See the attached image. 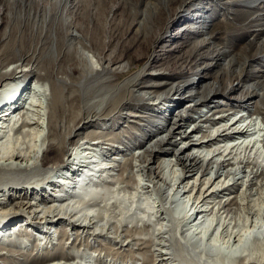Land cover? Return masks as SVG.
Wrapping results in <instances>:
<instances>
[{
  "label": "bare ground",
  "instance_id": "obj_1",
  "mask_svg": "<svg viewBox=\"0 0 264 264\" xmlns=\"http://www.w3.org/2000/svg\"><path fill=\"white\" fill-rule=\"evenodd\" d=\"M255 63L264 67V0H0V264H102L118 249L140 250L142 264H203L176 248L181 239L215 249L214 264H264V70ZM123 121L132 125L117 133ZM116 144L132 153L122 164L110 157ZM129 188L166 200L131 215ZM61 220L58 238L40 243L24 228L51 231ZM213 227L231 247L206 242ZM11 230L20 240L6 238Z\"/></svg>",
  "mask_w": 264,
  "mask_h": 264
},
{
  "label": "rangeland",
  "instance_id": "obj_2",
  "mask_svg": "<svg viewBox=\"0 0 264 264\" xmlns=\"http://www.w3.org/2000/svg\"><path fill=\"white\" fill-rule=\"evenodd\" d=\"M140 52L141 51L138 50V53H140ZM254 52H256V51L253 50V48H252V52L251 53H254ZM239 58L241 60L247 58V53H240L239 54ZM147 61H148L147 58H143L140 63H136L132 67L131 72L126 77H124V78H122L120 80V83L123 82L124 80H126L129 76H132L136 72H138L147 63ZM160 65H161V62H160ZM253 65H254V67L260 69L261 71L264 70L263 65H260L258 63H255ZM261 74H263V73H261ZM247 80H252V78L251 79L250 78L249 79L247 78ZM253 81H255V80H252V82ZM29 83H31V85H30L31 88L37 86V90L39 91L38 84L35 83L34 80H32ZM32 84H34V85L32 86ZM47 90H48V88H46V94H47ZM30 91H31V89H30ZM38 91H37V96L40 97L39 98V101H40L39 103L41 104V106H43V108H46L47 107V100L45 98V92L44 93H40V91L39 92ZM32 92H33V90H32ZM233 96H235V95H233ZM176 97H181V96L177 95ZM37 99H38V97H37ZM219 99H222V98H219ZM40 104H38V105H40ZM210 105H211V107H210ZM214 106H215V104H209V106H206V108H204V113H201V114L191 113L192 116L194 117V121L193 122L187 121V123H188V126L187 127L192 126V129H193L195 127V125H193V123H195L198 120V118L200 117V115H206V114H208V112H210L211 110H213V107ZM175 110H177V109H175ZM128 111H132V110L131 109H128V110L126 109L125 110V112H128ZM177 113H178V111L175 112V116L173 115V118L176 117V114ZM131 125H132V123H128L127 121H123L122 124L119 126V129H117V133H120L122 130L129 131V129H127V128L123 127V126H129L130 127ZM196 134L202 135L203 132L197 131ZM196 134H194V135H196ZM177 138H178V142L180 143L179 145L181 146L182 145L181 143L184 140L182 141L180 139V136L178 134L176 136H174V138H172V141H176ZM234 140H236L238 142L241 141L239 137L236 138V139L234 138ZM233 143H235V142L234 141L229 142L228 140L224 141V144L225 145H230V144H233ZM116 145L119 148H122V149H119V148L118 149H115L117 151L111 153L110 154V157H115L116 156L118 159L122 160V162H121V164H122L126 160H128V159L131 158V154L132 153L130 151H128V149H127V147L125 145H120V144H116ZM180 146L178 147V149L180 148ZM144 150L145 149H138V150L136 149V152L135 153H139V152L142 153ZM132 151H135V150H132ZM186 154H192V153L185 152L184 154H181V156H184ZM162 159H166L167 161H171V160H176L177 157H175V155L172 154L170 156H163ZM155 160L158 161V159H155ZM101 161L102 160L99 159L98 162H96L95 164L99 166V165H101ZM102 163H105V162L102 161ZM105 164H108V163H105ZM155 165H157V164H155ZM179 169H181V167H179ZM165 171H166V169H165ZM165 171H164V173H165ZM158 172H159V170H156V174ZM65 173H66V171H65ZM113 173L115 175L117 174L116 171L113 172ZM59 176H61V175H59ZM167 176L169 177V180H173L175 178V176H176L175 170L170 167L167 170ZM197 177L198 176L195 175L193 179L187 180L186 183H189V181H190V184L193 185ZM77 178L78 177H76V179ZM205 178H207V177H204L202 180H204ZM79 179H81V178H79ZM145 183H149V182H145ZM185 185H187V184H185ZM59 191H61V190H59ZM55 193L53 191H51V195L52 194L54 195ZM62 193H64V192H62ZM13 194H14V192H13ZM226 194H223L222 197L224 198V197L229 196V194L231 195V192L227 191ZM189 195L190 196H199L198 191H195L194 189H192V191L189 193ZM121 196L127 202V205H128V208H129V211H130V214L131 215H136V216L143 215L145 217H147V215H144V214L146 212H150L151 211L150 208L153 207V209H156L157 210L159 204L162 203V202H164L166 200V197L164 196L163 193L154 192V193H148V194H141L139 191L133 190L132 188H129V191H127L126 193H123ZM40 197H42V196H39V195L32 196V198H40ZM0 198H2V197H0ZM32 198H31V201L33 203L36 204V203L40 202L39 200L32 199ZM48 198H52V196H49ZM134 202L136 204L132 205ZM182 209H183L182 207L178 208V207H176L174 205L172 214H176V212H178V214H179V210L182 211ZM159 216H160V213H159ZM108 217L111 218L112 217V213L109 212V216ZM201 218L202 217H199L197 219V222L200 221ZM203 220H205V218H203ZM21 221H23L22 218L21 219H17L16 221H14L13 225H17L18 223H20V224L23 223ZM10 224H12V223H10ZM159 224L161 225V227L163 225L164 226H167L168 222L164 220V216H161V221L159 222ZM230 224H231L232 227H234L237 224V220L236 219L231 220L230 221ZM160 225H159V228H160ZM50 227H51V231H50L49 226H44V225H40V224L36 223L35 226L29 227V226H25V223H24V228L29 229V231H28L29 233L28 234H29L30 240H32L33 242L35 240L36 243L43 242L42 238L46 237L49 232H51V234H52L51 237H55L56 236L55 238L57 239L58 237H57V234H56L55 231H57L59 234L62 233L61 232V229L62 228H66L67 227V223H66L65 220H61V221L57 222L54 225V227H52V225ZM13 230H11V232ZM5 233L6 234L7 233H10V229L5 230ZM198 233H199V231H198ZM164 235H165V237H168V234H164ZM10 237L13 238L14 240H20V238L17 236V234H13V232L11 233V236L10 235L9 236L7 235L6 238H10ZM102 240H103V243H105V244L108 243V240L106 238H103ZM213 241H216V245L218 247L226 248V249H228L229 247H231V244H232L230 242V240H229L228 234L226 232L222 231V229L221 230H218V227H216L215 230H214V227H213L211 229V232L206 237V242L207 243L210 244ZM55 242L58 243V240H55ZM179 245H183L184 246V254H185V257L187 259L191 260V261L201 262L203 264H214L217 261V256H216L215 249L214 250L211 249V251H210L209 248H207L206 250L204 248H200L199 247V244H198V239H192L190 241L185 240V239H181L180 241H178V243L176 245V248H178ZM110 246L112 247V249L120 247L117 243H113ZM19 249H21V248H19ZM98 249H100L99 244L98 243L97 244H94L93 243L91 249L85 251L84 254L87 255V257H89V258L90 257H93V255H95L94 251L95 250H98ZM157 249H163V248L158 247ZM126 250H129V249L126 248ZM134 250H135L134 251L135 253L133 254L132 253V250L129 252V251H122V250L118 249V250H116V252L118 254L115 257L105 256L103 258V261L104 262L102 264H105V262L107 264H113L114 263V260H116V262L114 264H142L141 261H135V259H134L135 256L139 255L138 253H139L140 250H137V249H134ZM163 250L166 251V252L168 251L166 249H163ZM179 250L175 251V253L176 252L178 253ZM159 264H166V262L165 261H162Z\"/></svg>",
  "mask_w": 264,
  "mask_h": 264
}]
</instances>
